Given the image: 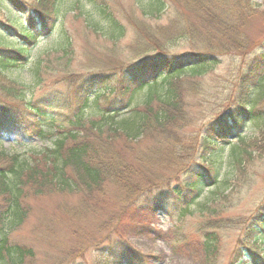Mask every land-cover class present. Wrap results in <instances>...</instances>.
Returning a JSON list of instances; mask_svg holds the SVG:
<instances>
[{"label":"trees","instance_id":"obj_1","mask_svg":"<svg viewBox=\"0 0 264 264\" xmlns=\"http://www.w3.org/2000/svg\"><path fill=\"white\" fill-rule=\"evenodd\" d=\"M2 1L25 14L18 0ZM65 1L33 0L35 14L27 11L24 22L14 16L19 29L13 23L0 28L13 37L10 46L0 43V138L37 137L50 143L30 156L0 151V264H22L30 254L12 241L26 218L28 196L77 194L81 201L89 200L113 183L122 188L126 204L135 205L128 217L132 221L144 210L161 213L168 195L176 201L186 192L197 199L201 188L215 187L217 181L208 184L201 171L220 168L225 148L228 168L240 171L264 149V111L257 110L264 102V40L249 49L237 31L247 14L264 16V0H133L143 17L164 24L139 27L127 47L131 53L119 64L73 74L71 59L64 58L66 72L54 87L42 88L43 58H36L29 83L6 77V70L29 63L32 48L52 34ZM86 5L93 12L85 16L90 29L117 44L125 28L114 13L95 0H74L72 9L86 12ZM179 40L187 43L183 51L175 49ZM68 45L60 33L52 50L66 54ZM228 54L246 58L236 70L234 89L215 103L214 112L226 102L221 111L188 139L183 129L193 119L184 109L180 87L189 78L214 72L219 58ZM179 77L184 79L176 80ZM199 99L209 101L203 93ZM247 123L250 136L243 134ZM30 127L36 128L33 133ZM141 145L148 147L147 153ZM194 176L198 178L191 181ZM206 233L201 254L195 255L198 264L216 262L217 239ZM122 240L115 237L106 244L108 258L100 260L102 264L132 260L133 250ZM262 245L264 202L243 222L227 264H264Z\"/></svg>","mask_w":264,"mask_h":264},{"label":"rangeland","instance_id":"obj_2","mask_svg":"<svg viewBox=\"0 0 264 264\" xmlns=\"http://www.w3.org/2000/svg\"><path fill=\"white\" fill-rule=\"evenodd\" d=\"M95 1L108 6L115 19L125 28L124 37L117 44L105 39L101 31L94 33L90 29L85 17L93 13L89 5L85 6L86 12H81L72 9L74 0H66L52 34L40 39L32 48L28 59L30 64L6 70L4 75L11 80L27 84L31 80L32 63L36 58H43L42 88L47 85L54 87L56 78L66 72L63 69H66L67 60L64 58L71 59L69 69L73 74L100 70L108 64H119L131 53L127 47L133 44L135 31L139 27L148 26L154 29L161 28L164 24V20L155 21L143 17L133 0ZM16 5H19V9L25 14L17 13L16 7L0 0V28L14 25V28L19 29L20 22L13 23L14 16L21 17L24 22L27 11L29 14H35L31 11L33 0H18ZM239 30L244 41L250 45L249 49H252L264 40V16L247 14L237 31ZM60 33L69 41L66 54H62L60 50H52V45ZM12 38L0 31V43L10 46ZM176 45L175 49L179 51L187 47L183 40H179ZM245 60L246 58L228 54L219 58L214 72L189 78L181 85L180 98L184 109L193 119L191 126L183 129L186 138L193 139L200 133L204 126L202 124L213 113L216 116L226 105L225 102L214 112L215 103L224 100L233 91L236 70ZM183 79L184 77H179L176 80ZM201 93L205 94L209 101L199 99ZM139 95L141 101L143 94ZM257 110L263 113L264 102L257 106ZM127 116L128 114L124 115ZM245 127V136L253 134L248 123ZM35 129L30 127L28 132L33 133ZM144 141L149 145L153 143L151 139ZM232 144H235V141ZM48 146L50 143L47 139L37 137L28 140L13 136L0 138V151L9 155L30 156ZM141 149L144 153L148 152V147L142 146ZM223 154L220 168L214 166L217 175L212 172L214 168L208 172L201 171L208 176V184H213V180L217 181L215 187H219L218 189L206 185L201 188L197 199H193L191 193L184 191L176 201L173 200V195H168L163 201L165 206L161 213L150 215L149 210H144L136 214L132 221H129L128 217L135 205L126 204L128 202L124 201L122 188L113 183L104 186L100 197L99 193H96L89 200L81 201V196L77 194L28 196L24 201L27 206L24 223L12 235L13 244L30 252L24 257L22 264H102L100 260L108 258L109 250L105 248L106 244H111L115 237L123 238L122 241L133 250L132 262L128 264H198L195 255L201 254L207 231L213 233L217 239L214 264H227L243 222L264 202V149L241 171L228 168L227 148ZM196 178L198 176L191 177V181ZM126 224L131 225L130 229L123 231ZM261 249L264 250L263 245ZM262 252L264 254V251Z\"/></svg>","mask_w":264,"mask_h":264}]
</instances>
